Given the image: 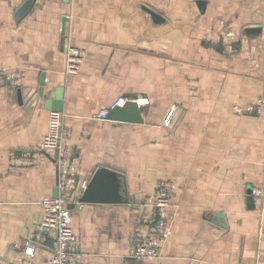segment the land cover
I'll return each mask as SVG.
<instances>
[{
	"label": "crops",
	"instance_id": "1",
	"mask_svg": "<svg viewBox=\"0 0 264 264\" xmlns=\"http://www.w3.org/2000/svg\"><path fill=\"white\" fill-rule=\"evenodd\" d=\"M25 1L0 0V67L24 72L0 86V264L51 257L33 230L57 167L29 157L48 131L52 92L77 171L69 207L82 264L133 262L136 231H149L144 204L163 179L176 187L175 219L152 264H264L252 196L264 182V104L235 109L264 99V0H34L17 20ZM71 48L84 55L67 75ZM42 76L48 99L30 107ZM120 97L143 122L97 118ZM102 168L99 196L81 202ZM116 187L118 202L102 194Z\"/></svg>",
	"mask_w": 264,
	"mask_h": 264
},
{
	"label": "built area",
	"instance_id": "2",
	"mask_svg": "<svg viewBox=\"0 0 264 264\" xmlns=\"http://www.w3.org/2000/svg\"><path fill=\"white\" fill-rule=\"evenodd\" d=\"M84 52L71 48L68 53L66 74H77L83 61ZM24 78L21 69H6L0 67V86H18ZM128 101L120 97L111 107L102 109L96 116L107 119L112 109L123 106ZM147 99H139L140 103ZM264 99L247 106L235 107L238 112L258 113L261 111ZM172 111L169 112L168 119ZM68 131L64 125V113L52 110L49 115L48 131L38 146V154L31 155L34 162L51 161L57 167L58 197L46 196L41 200L44 216L38 223L33 234L40 242H47L52 250L48 264H82L78 236L72 226L70 202L72 201L74 186L77 182V171L72 159L70 147L67 144ZM54 151V156L49 158L46 152ZM175 184L170 180H160L156 193L145 202V207L150 208V215H143L149 222V231H136L134 245L131 250L133 262L131 264H152L154 259L161 255V249L171 233L175 213L171 210L172 199L175 194ZM252 196L259 201L260 212L264 215V182L252 191ZM35 247L29 242L24 245V255L33 256Z\"/></svg>",
	"mask_w": 264,
	"mask_h": 264
},
{
	"label": "water",
	"instance_id": "3",
	"mask_svg": "<svg viewBox=\"0 0 264 264\" xmlns=\"http://www.w3.org/2000/svg\"><path fill=\"white\" fill-rule=\"evenodd\" d=\"M33 2L34 0H26L22 4V6L18 9L16 13L17 20L24 17V15L30 10L31 6L33 5ZM202 2L203 1H200V3ZM149 12L152 14L154 19L161 18L157 13L151 10H149ZM50 94H51V102H52L51 104L52 105L50 107L49 105L50 102L47 101L46 107L53 109V110H62V103L60 101L58 102L55 101L53 92ZM56 95L57 93L55 94V98H56ZM48 96H49V93L46 92V79H45V76H42L41 85L39 89L35 92L34 96L30 99V103H29L30 107L34 106L36 101L42 100L44 98L45 100H47ZM109 117L114 120H121V121L134 122V123H141L144 120L138 103L135 101H130V100H128L123 106H117L114 109H112ZM105 172H106L105 168H102L97 172L96 176L92 179V181H90L89 185L84 190V193L81 195L80 197L81 202H91V201L96 200V198L99 196V191H100L99 187L101 183V177H102V174ZM109 190L111 191L113 190L114 192L113 193L112 192L111 193L102 192V194L104 195L107 194L109 195L108 196L110 198L109 200L118 202L120 200V193L118 191V188L117 187L115 189L109 188ZM58 195H59V189L58 187H56L54 189L53 196L58 197Z\"/></svg>",
	"mask_w": 264,
	"mask_h": 264
}]
</instances>
